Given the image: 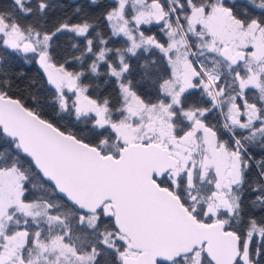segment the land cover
<instances>
[{
	"label": "snow or ice",
	"instance_id": "1",
	"mask_svg": "<svg viewBox=\"0 0 264 264\" xmlns=\"http://www.w3.org/2000/svg\"><path fill=\"white\" fill-rule=\"evenodd\" d=\"M257 209L264 0H0V264H264Z\"/></svg>",
	"mask_w": 264,
	"mask_h": 264
},
{
	"label": "trees",
	"instance_id": "2",
	"mask_svg": "<svg viewBox=\"0 0 264 264\" xmlns=\"http://www.w3.org/2000/svg\"><path fill=\"white\" fill-rule=\"evenodd\" d=\"M102 2L107 3L108 0H102ZM96 11L99 12L100 9H96ZM144 27L145 28L151 27L153 32H157L158 31V27L155 26V25H153V26H144ZM122 43H123V41L121 39H117V41L115 42V46L119 47V46H121ZM133 62H135V60H133ZM24 70L26 71V73H27V75L29 77H35L38 74V72L40 71L38 69V67L35 66V65H31V66L25 67ZM144 87L148 88L149 86L147 84H145ZM149 94H152L151 91L149 92ZM104 95L105 96H108V95L114 96L115 95V91H114L113 88H110V89H108L107 92H104ZM68 119H74V117L68 118ZM65 122H67V119H66ZM256 214L257 215H264V213L260 212L258 209L256 210Z\"/></svg>",
	"mask_w": 264,
	"mask_h": 264
}]
</instances>
